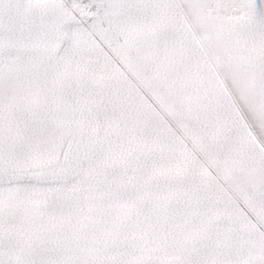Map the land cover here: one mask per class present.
Returning <instances> with one entry per match:
<instances>
[{
  "label": "snow or ice",
  "instance_id": "snow-or-ice-1",
  "mask_svg": "<svg viewBox=\"0 0 264 264\" xmlns=\"http://www.w3.org/2000/svg\"><path fill=\"white\" fill-rule=\"evenodd\" d=\"M0 264H264V0H0Z\"/></svg>",
  "mask_w": 264,
  "mask_h": 264
}]
</instances>
